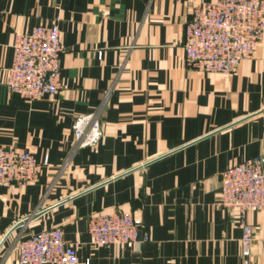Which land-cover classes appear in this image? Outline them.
<instances>
[{
    "label": "crops",
    "instance_id": "1",
    "mask_svg": "<svg viewBox=\"0 0 264 264\" xmlns=\"http://www.w3.org/2000/svg\"><path fill=\"white\" fill-rule=\"evenodd\" d=\"M212 1L0 0V145L40 163L34 182L0 185V264H18L20 241L53 227L79 264H243L245 222L251 264H264V209L243 215L221 189L225 169L264 148V41L233 75L188 65L185 25ZM56 21L61 89L10 93L16 36ZM98 109L101 141L76 148L75 117ZM123 210L150 233L141 250L90 234L93 214Z\"/></svg>",
    "mask_w": 264,
    "mask_h": 264
},
{
    "label": "built area",
    "instance_id": "2",
    "mask_svg": "<svg viewBox=\"0 0 264 264\" xmlns=\"http://www.w3.org/2000/svg\"><path fill=\"white\" fill-rule=\"evenodd\" d=\"M185 25L186 62L205 72L233 75L239 64L251 58L264 41V0H216L192 8ZM8 68L7 88L33 100L54 95L63 85L64 51L58 22L39 24L19 33ZM101 109L75 117V145L95 146L103 137ZM48 158L45 159V162ZM40 163L30 150L0 145V185L8 188L34 182ZM222 203L244 215L264 209V148L221 173ZM89 231L96 244H122L141 250L150 240L144 220L132 211L96 213ZM254 229L243 224V264H251ZM18 264H79L76 248L60 227L33 233L19 243ZM82 264H92L87 258Z\"/></svg>",
    "mask_w": 264,
    "mask_h": 264
},
{
    "label": "water",
    "instance_id": "3",
    "mask_svg": "<svg viewBox=\"0 0 264 264\" xmlns=\"http://www.w3.org/2000/svg\"><path fill=\"white\" fill-rule=\"evenodd\" d=\"M35 216H36V215H33V216H31V217H29V218L23 220V221H20L19 223H17V224L15 225V227L12 229V231H13L14 229L20 227V226H24L25 224L28 223V221H29L30 219L35 218ZM12 231H11V232H12Z\"/></svg>",
    "mask_w": 264,
    "mask_h": 264
}]
</instances>
